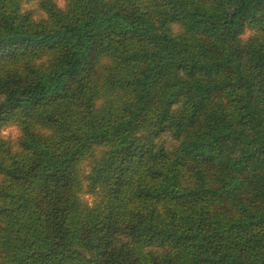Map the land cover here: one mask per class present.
<instances>
[{
  "label": "trees",
  "instance_id": "obj_1",
  "mask_svg": "<svg viewBox=\"0 0 264 264\" xmlns=\"http://www.w3.org/2000/svg\"><path fill=\"white\" fill-rule=\"evenodd\" d=\"M61 1L0 0V264H264V0Z\"/></svg>",
  "mask_w": 264,
  "mask_h": 264
},
{
  "label": "rangeland",
  "instance_id": "obj_2",
  "mask_svg": "<svg viewBox=\"0 0 264 264\" xmlns=\"http://www.w3.org/2000/svg\"><path fill=\"white\" fill-rule=\"evenodd\" d=\"M58 4L61 6L64 5L61 0H58ZM36 16H37V18H39L40 14L39 15L37 14ZM17 134H18V131L15 127L8 126L1 131L0 137L4 138L5 140H8V139L14 140L17 138ZM104 152H105L104 149H97L96 150V156L100 158L101 156L104 155ZM91 165H90L89 161L84 163L82 168H84L86 175H88L90 173ZM86 190H87V182L84 183L83 193H82L81 197L88 204L89 207H93L95 204L94 203L95 198H94V196L89 195Z\"/></svg>",
  "mask_w": 264,
  "mask_h": 264
}]
</instances>
